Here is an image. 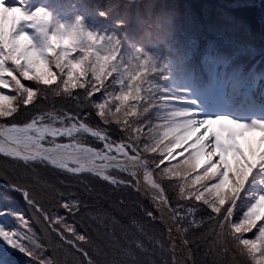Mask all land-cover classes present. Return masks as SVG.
Instances as JSON below:
<instances>
[{
  "label": "snow or ice",
  "instance_id": "6c2138e0",
  "mask_svg": "<svg viewBox=\"0 0 264 264\" xmlns=\"http://www.w3.org/2000/svg\"><path fill=\"white\" fill-rule=\"evenodd\" d=\"M22 5L23 0L16 6H5L0 0V89L13 93L0 91V159L22 165L34 184L41 183L40 167L79 178L88 192L96 180L121 192L146 196L151 207L142 211L167 232V240L157 239L151 250L141 243L115 241L107 248L94 246L70 222L81 211L80 199L65 198L63 191L45 181L43 190L53 192L54 199L59 197L46 209L23 184L8 181L61 242L53 251L65 249V264L67 256L77 257L79 264H196L188 237L205 220L217 229L214 251L228 252L230 240L235 253L251 264H264V120L197 118L191 108L181 106L182 100L151 81L158 69L148 66L149 59L141 60L138 70L118 72L111 65L119 53H101L112 38L84 30L79 18L68 26L57 23L48 35L50 14L43 8L28 14ZM22 22L44 35L42 47L34 46L26 32L17 34ZM108 77L111 82L104 86L103 97L94 99L97 84L103 85ZM21 78L35 83L25 85ZM50 97L75 101V107L44 110L41 105H47ZM155 112L162 114L163 127L173 134L163 148L151 122ZM145 125L152 144L142 140ZM88 138L97 142L95 146L88 145ZM141 143L143 152L161 153L159 163L158 158L141 154ZM178 147L181 151L174 152ZM177 156L179 161L173 162ZM165 161L169 166L161 169ZM173 182L178 189L175 203L165 187ZM0 200L11 199L8 193H0ZM14 215L17 227L0 226V241L7 246L0 250V264H59L36 242L25 216ZM0 216L7 219L6 212ZM136 226L143 232L141 225ZM253 228L258 229L254 237L244 238ZM17 252L26 261L13 259Z\"/></svg>",
  "mask_w": 264,
  "mask_h": 264
},
{
  "label": "trees",
  "instance_id": "16d2710c",
  "mask_svg": "<svg viewBox=\"0 0 264 264\" xmlns=\"http://www.w3.org/2000/svg\"><path fill=\"white\" fill-rule=\"evenodd\" d=\"M234 1L236 3L224 0H151L129 4L122 0H28L23 8L28 14L37 8H43L50 14L51 23L46 29L48 35L57 23L68 26L79 18L84 30L98 37L112 38L107 54L119 53V58L111 65L118 72L138 70L142 67L140 61L149 59L148 66L158 69L151 76V81L169 95L182 100L184 103L181 106L191 108L195 115L203 110L210 98H218V92L227 83L240 76H234V71L246 70L251 73L258 68L264 71V0H258L259 3L254 6L247 4L251 0ZM241 1L246 4L240 5ZM148 25H155V30L147 34L145 42L143 30ZM20 31L31 37L34 46H43L45 37L38 28L27 27L22 22L17 34ZM250 37L257 43L254 50L259 51V56L240 50L244 44L247 45ZM101 53L104 54V49ZM71 55L75 57L76 53ZM110 82L111 77H108L103 85L97 84L102 93H95L94 97L103 96L104 86L110 85ZM75 92L82 93L83 90ZM41 107L44 110L74 108L75 101L50 97L47 105ZM161 117L159 112L152 113L151 122L168 130L163 127L165 121ZM17 168L23 169V166L5 164L0 159V193H8L11 199L8 202L0 200V212L7 215L6 220L0 216V223L4 227L14 228L17 227L14 214L24 215L36 234L34 239L47 249L46 255L50 258L56 254L58 257L61 255L62 260L66 259L65 249L53 251L55 245L61 242L50 232L46 222L28 206L22 194L13 191L8 181L23 184L46 209L59 197L54 199L53 192L43 190L45 181L63 191L65 198L76 196L80 199L81 211L75 221L70 218V222H75L94 246L107 248L110 242L115 241L123 245L141 243L151 250L157 239L167 240L160 223L150 221L145 216L142 208L150 206L138 193L121 192L96 180L91 181L89 186L92 191L88 192L79 178L63 177L40 167L37 172L42 171L39 173L41 183L34 184L31 175L21 174ZM5 169L8 170L7 180ZM61 179L63 184L60 183ZM175 184L165 183L173 203L178 191ZM121 199L125 201L124 205L119 203ZM61 214H64L63 210ZM137 224L142 226L143 232ZM23 230L27 231L26 228ZM216 230L211 221L205 220L199 231L191 233V251L196 264H250L246 256L235 253L230 240L228 252L220 255L214 251ZM155 235L157 238L154 241ZM49 244L52 247H48ZM6 248L0 241V250ZM8 252L12 254L13 250L8 249ZM68 257L72 259L73 256H67V264L70 262ZM12 258L27 259L18 252Z\"/></svg>",
  "mask_w": 264,
  "mask_h": 264
},
{
  "label": "rangeland",
  "instance_id": "374dc122",
  "mask_svg": "<svg viewBox=\"0 0 264 264\" xmlns=\"http://www.w3.org/2000/svg\"><path fill=\"white\" fill-rule=\"evenodd\" d=\"M224 1H227L229 3H234L235 2L234 0H224ZM27 2H28V0H23V5L27 4ZM4 3H5V6H16V5H18L19 0H4ZM258 3H259L258 0H251L247 4L250 5V6H254V5H257ZM239 4L240 5H245L246 3L241 1V2H239ZM250 35H251V37H254V35H252V34H250ZM252 39L253 38H251L248 41H246L247 45L244 44V47H241L240 50H242L244 53H246V52H248V53L249 52L250 53H256V55L259 56L258 55L259 51L257 49L254 50L255 49L254 47L257 45V43L255 41H252ZM244 69H247V67L244 68ZM53 70L55 71L54 68H53ZM233 75L237 76V77L239 75L240 76L236 80H232L229 83H227L226 87H224L222 89V91H220L221 98L211 100L210 102L207 103V107L206 108L203 107V110L201 112L196 113L195 116L197 118H207V117H213V116H228V117H230V118H232L234 120H239V119H236L233 116L234 115L233 113H230V111H229L230 107L226 108L224 106L225 104H227L228 106H230L232 104L233 100H231V97H232L231 93L235 90V88L241 83H246L248 80L251 79V77H253V81H252L251 85H254L255 87L256 86H258V87L263 86V89H264V71H260L259 68H258V70L256 69V71L252 70L251 73L250 72L247 73L246 70L239 71V72L234 71ZM21 81L25 85H29V86L33 85L35 83L34 81H24L23 78H21ZM97 88L99 89V91L95 92L96 95L101 94L102 93L101 88L100 87H97ZM77 90H79V89H75L74 91H77ZM0 91H3L5 95L13 94V93H11L10 90L0 89ZM102 97H103L102 95H99L98 97H94V98L96 100H100ZM227 111L229 112V115H226ZM247 111H250V110H247ZM261 117L262 118H260L259 120H264V118H263L264 117V113H263V115ZM95 119L98 120L99 118L96 117ZM252 120H254V119L248 118V120L245 119V120H240V121L249 122L250 123ZM152 124L155 125L154 123H152ZM141 131H142V140L144 142L152 144V141L150 139H147L148 127L145 125L144 127H142ZM156 133H157V139L161 140V145H160L161 148H163L164 144H167L169 141L172 140V135L170 134L169 129L167 130V129H164V128L160 127V126H156ZM87 142H88L89 146H95V144L97 143V142L93 141L92 138H88ZM152 146H156V145L153 144ZM139 147H140V150H141V154L146 156V157H148L150 160H151V158L156 157V158H158L157 159V163H159V160L162 159V155H161L160 152H155V153L143 152V143H141ZM173 151L174 152H179V151H181V149L178 147L176 149H173ZM178 161H179V157L177 156V157H175L173 162H178ZM167 166H169V162L165 161L164 164L161 165V169L163 167H167ZM17 169L20 171L21 174L25 173L24 169H21V168H17ZM41 172L42 171H38V173H41ZM27 175H31V173H28ZM142 178H143V174H142ZM250 202H251V198H249V203ZM242 212H243V209L241 210V212L239 214L242 215ZM234 213H235V210H234ZM257 223H259V222H257ZM3 225L4 224L0 223V226H3ZM257 230H258L257 228H253L249 233H245L244 234V238H248V239L253 238L254 237V233ZM164 232H165V230H164ZM191 233L192 232L189 233V237H188L189 240H190ZM156 238H157V235H155L154 241H155ZM54 258L58 260L59 264H65V259L62 260L61 259V255H59V257H58L55 254ZM68 260H70L69 264H79V262H78V260H76L75 256H73L72 259H70L68 257ZM248 262L251 264V261L248 260Z\"/></svg>",
  "mask_w": 264,
  "mask_h": 264
},
{
  "label": "bare ground",
  "instance_id": "6f19581e",
  "mask_svg": "<svg viewBox=\"0 0 264 264\" xmlns=\"http://www.w3.org/2000/svg\"><path fill=\"white\" fill-rule=\"evenodd\" d=\"M252 81H253V77H251V79L248 80L246 83L239 84L235 88V90L231 93L232 94L231 100H233L234 105L236 103V106L238 108L231 107L233 109L229 110L230 113L244 112L245 109H250V110L254 111L255 113H257L256 109L254 108V105L256 103L255 101L263 103V106H264V89H263V86H261V87L256 86L255 87L254 85H251ZM226 115H229L228 111H227ZM257 120H259V119H257ZM250 135L254 136V135H258V134H250ZM143 183L144 182H142L141 184L143 185Z\"/></svg>",
  "mask_w": 264,
  "mask_h": 264
},
{
  "label": "water",
  "instance_id": "95a60500",
  "mask_svg": "<svg viewBox=\"0 0 264 264\" xmlns=\"http://www.w3.org/2000/svg\"><path fill=\"white\" fill-rule=\"evenodd\" d=\"M122 1H124V2H127V3H129V4H135V3H142V2H146V1H151V0H122ZM140 181H141V183L142 182H144L143 181V178H142V173H141V175H140ZM139 194V193H138ZM139 196L144 200V201H146L147 203H148V205L151 207V203H150V201L148 200V198H146L145 196H141L140 194H139ZM161 225V224H160ZM162 226V225H161ZM162 228L164 229V227L162 226ZM165 230V229H164ZM165 235H166V238H167V232H166V230H165Z\"/></svg>",
  "mask_w": 264,
  "mask_h": 264
},
{
  "label": "clouds",
  "instance_id": "9594fccd",
  "mask_svg": "<svg viewBox=\"0 0 264 264\" xmlns=\"http://www.w3.org/2000/svg\"><path fill=\"white\" fill-rule=\"evenodd\" d=\"M155 30V25H148L147 27L144 28V33L145 36L143 37L145 39V42H147V34L151 33ZM111 47V45H109L107 48L104 49V52L107 53L108 49Z\"/></svg>",
  "mask_w": 264,
  "mask_h": 264
}]
</instances>
